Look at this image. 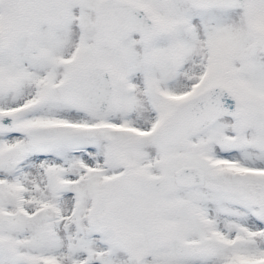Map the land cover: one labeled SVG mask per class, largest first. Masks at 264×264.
I'll use <instances>...</instances> for the list:
<instances>
[{
  "label": "snow or ice",
  "instance_id": "snow-or-ice-1",
  "mask_svg": "<svg viewBox=\"0 0 264 264\" xmlns=\"http://www.w3.org/2000/svg\"><path fill=\"white\" fill-rule=\"evenodd\" d=\"M0 264H264V0H0Z\"/></svg>",
  "mask_w": 264,
  "mask_h": 264
}]
</instances>
